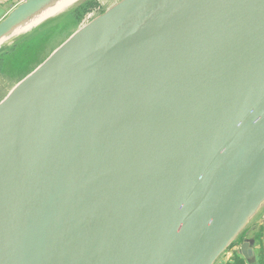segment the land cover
Returning <instances> with one entry per match:
<instances>
[{
  "label": "water",
  "instance_id": "1",
  "mask_svg": "<svg viewBox=\"0 0 264 264\" xmlns=\"http://www.w3.org/2000/svg\"><path fill=\"white\" fill-rule=\"evenodd\" d=\"M91 1H19L0 59ZM72 26L0 93V264H258L264 0H118Z\"/></svg>",
  "mask_w": 264,
  "mask_h": 264
},
{
  "label": "rangeland",
  "instance_id": "2",
  "mask_svg": "<svg viewBox=\"0 0 264 264\" xmlns=\"http://www.w3.org/2000/svg\"><path fill=\"white\" fill-rule=\"evenodd\" d=\"M116 1L118 0H92L85 6L77 9L75 14L73 13L74 15L72 14L75 22L71 21L72 23L67 25H64L65 23L56 25V27L50 30L45 37L40 39V41L36 40L35 42H33L32 47H28L25 52H21V50L18 51L15 48L12 50V53L3 56L2 59L4 63L0 70V93L7 85H9V83H11L15 79V77L18 76L21 71H23L31 62H33L38 57L39 52L45 47V45L47 44V42H49V40H51V38L60 36L71 27L73 28V23H80L81 21H84L91 14L101 12L103 8L110 6ZM64 9L65 8H63V10ZM7 10L8 6H2L0 8V18L5 14ZM61 11L62 10L56 12L55 14ZM70 20L67 23H69ZM260 222H262V225L264 226V216H262L257 223L260 224ZM234 247L232 249H234ZM227 254H230V252Z\"/></svg>",
  "mask_w": 264,
  "mask_h": 264
},
{
  "label": "trees",
  "instance_id": "3",
  "mask_svg": "<svg viewBox=\"0 0 264 264\" xmlns=\"http://www.w3.org/2000/svg\"><path fill=\"white\" fill-rule=\"evenodd\" d=\"M3 63H4L3 59H0V70H1ZM256 238L258 240V243L260 244V254H259L260 264H264V226H262L260 230L256 233ZM232 248L230 251H232L233 264H247L245 259L236 253L235 251L236 247H234V249Z\"/></svg>",
  "mask_w": 264,
  "mask_h": 264
},
{
  "label": "crops",
  "instance_id": "4",
  "mask_svg": "<svg viewBox=\"0 0 264 264\" xmlns=\"http://www.w3.org/2000/svg\"><path fill=\"white\" fill-rule=\"evenodd\" d=\"M20 0H0V8L2 6H8V10L5 12V14L0 18V20L13 8L19 3ZM259 221V220H258ZM261 227L262 222H260ZM257 257H258V264H260V244L258 243V246L256 247ZM243 258V257H242Z\"/></svg>",
  "mask_w": 264,
  "mask_h": 264
},
{
  "label": "bare ground",
  "instance_id": "5",
  "mask_svg": "<svg viewBox=\"0 0 264 264\" xmlns=\"http://www.w3.org/2000/svg\"><path fill=\"white\" fill-rule=\"evenodd\" d=\"M66 4V2H61L59 5H56L55 6V8L53 9V10H50L48 13H46V15L45 14H43V18L45 19L46 17H48V16H51V15H53V14H55L56 12H58V11H60V10H63V6ZM42 18V19H43ZM34 23H36L35 21H34ZM35 26V25H34ZM31 28V27H30ZM29 28H27L26 29V31L28 30ZM24 31H25V29H24ZM18 32H19V30H18ZM22 33H23V30H22ZM2 46H3V44H2ZM4 47V46H3ZM1 48V47H0ZM224 257H227L228 258V260H232V256L231 255H226V254H224L223 255ZM230 264H233V260H232V262L230 263Z\"/></svg>",
  "mask_w": 264,
  "mask_h": 264
},
{
  "label": "built area",
  "instance_id": "6",
  "mask_svg": "<svg viewBox=\"0 0 264 264\" xmlns=\"http://www.w3.org/2000/svg\"><path fill=\"white\" fill-rule=\"evenodd\" d=\"M20 1H25V0H20ZM230 252V254H226V255H231L232 256V252L231 251H229ZM228 252V253H229ZM232 262V260H228V258L227 257H222L219 261H218V263L217 264H230Z\"/></svg>",
  "mask_w": 264,
  "mask_h": 264
}]
</instances>
